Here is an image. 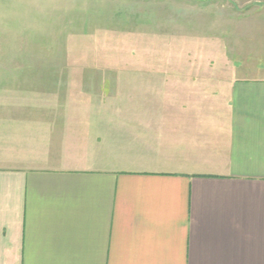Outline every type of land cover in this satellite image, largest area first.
Masks as SVG:
<instances>
[{"label":"crops","instance_id":"0c3cea01","mask_svg":"<svg viewBox=\"0 0 264 264\" xmlns=\"http://www.w3.org/2000/svg\"><path fill=\"white\" fill-rule=\"evenodd\" d=\"M253 74H0V264H264Z\"/></svg>","mask_w":264,"mask_h":264},{"label":"rangeland","instance_id":"374dc122","mask_svg":"<svg viewBox=\"0 0 264 264\" xmlns=\"http://www.w3.org/2000/svg\"><path fill=\"white\" fill-rule=\"evenodd\" d=\"M209 1L0 0V74L263 75L259 4Z\"/></svg>","mask_w":264,"mask_h":264}]
</instances>
